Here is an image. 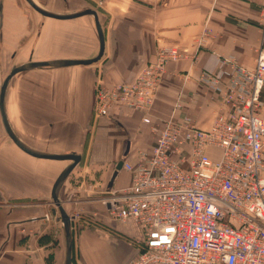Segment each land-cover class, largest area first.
Instances as JSON below:
<instances>
[{"label": "crops", "instance_id": "obj_1", "mask_svg": "<svg viewBox=\"0 0 264 264\" xmlns=\"http://www.w3.org/2000/svg\"><path fill=\"white\" fill-rule=\"evenodd\" d=\"M96 1L104 16L101 22L96 12L105 36L101 63L94 69H83L92 65L39 69L49 72L47 77L54 79L57 90L47 99L41 97L39 108L35 107L34 94L27 99L25 92L18 93L8 101L13 79L37 70L19 73L8 85L5 110L12 131L27 146L45 153L74 152L81 156L59 192L64 211L74 216L72 264H128L143 236L133 220L113 219L104 205L103 192L107 196L118 194L130 185V173L122 170L110 184L116 162L134 163L138 153H151L156 127L170 118L177 100L182 105L177 119L189 117L195 126L208 128L217 110L216 95L199 81V74L203 70L216 72L220 57H232L237 64L253 68L257 52L264 53V0ZM61 29L60 34L68 30L63 25ZM204 29L211 32L210 38L196 48L195 41ZM42 32L46 35L48 29ZM162 47L184 49L196 53V58L166 64L147 116L149 124L142 122L141 114L120 104L113 105L107 116L81 115V86L89 94L88 111L93 96L87 87L96 78L109 85L126 83L154 61ZM259 98L264 109V83ZM49 101L55 103L54 110L48 109ZM262 119L264 122V110ZM32 124L33 132L29 128ZM29 135L37 137L31 141ZM3 138L0 136V264H63L62 225L51 212L50 190L68 162L30 157ZM262 152L264 162V138ZM101 164L107 169L91 171ZM103 210L107 216L98 218L102 226L80 220L86 216L91 220L95 215L96 219ZM47 215L53 216L54 222L47 221Z\"/></svg>", "mask_w": 264, "mask_h": 264}, {"label": "built area", "instance_id": "obj_2", "mask_svg": "<svg viewBox=\"0 0 264 264\" xmlns=\"http://www.w3.org/2000/svg\"><path fill=\"white\" fill-rule=\"evenodd\" d=\"M187 56L162 47L130 81L114 88L98 82L95 117L120 104L149 124L165 65ZM219 64L216 72L199 74L216 95L208 128L177 119V100L170 118L156 127L151 153H138L134 163L123 160L129 187L103 199L113 219L133 220L142 232L128 264H264V53L250 69L232 57H220Z\"/></svg>", "mask_w": 264, "mask_h": 264}, {"label": "rangeland", "instance_id": "obj_3", "mask_svg": "<svg viewBox=\"0 0 264 264\" xmlns=\"http://www.w3.org/2000/svg\"><path fill=\"white\" fill-rule=\"evenodd\" d=\"M34 1L41 7L56 13H72L81 9L90 8L98 13L101 22L104 21L102 6L100 2L96 0ZM0 2L3 3V26L0 28V85L12 66L20 65L22 63L28 62L29 60L33 61V58L35 61H43L55 59L58 57L90 58L96 54L98 43L94 30L93 20L91 17H81L72 20L58 21L44 18L38 15L32 9L29 8V6L25 3L24 0H0ZM263 8L264 3L261 7L262 16ZM61 25L67 27L68 29L63 30L64 33L62 34H60V30H62ZM43 28L48 29V34L43 35ZM210 35L211 32L207 29L202 30L195 41L196 48L197 40L199 38H202L204 40L203 43L205 44V41L209 40ZM259 53L263 52L258 51L256 56ZM187 55L188 58L190 55L193 54L187 53ZM101 60L102 58L98 62L92 64V66L83 69H94L99 65V63H101ZM47 73L49 72H42V70H37L33 72H25L23 74H19L16 78L13 79L9 86L10 99L8 97V101L11 99L13 101L14 97L17 96L18 93L20 94L25 92L28 96L27 99H29L34 94L35 107L39 108V101L41 97L47 99V97L49 98L51 95H54V93L57 92V90H55L56 83L54 79L50 76L47 77ZM21 77L25 78L24 81L22 80L23 82H20V80L22 79ZM98 82L102 83L103 87L106 88H114L119 85L105 84L99 78H96L93 83H91V86L87 87L89 90L91 89L93 96L92 102H89L88 111L86 109V106L88 103L87 98L89 97V94L88 91L83 86H81L80 113L82 116H90L91 114L93 115L92 117L95 116V87L98 85ZM40 94L41 96L38 97V95ZM45 103L44 107L46 106ZM54 106L55 103L49 101L48 109L54 110ZM263 110L264 109L262 106L261 114ZM29 128L30 131L33 132L34 125L32 124ZM2 130V125L0 122V136H4L3 139L8 140ZM29 137H31V141H33L32 138L37 136L29 135ZM103 169H107V165H95V168H92L91 171H101ZM105 197H107L106 191L103 192V199H105ZM51 207L56 209L53 205ZM47 216V221L51 222L52 220L54 222L53 216ZM75 216L77 217L78 215L75 214ZM106 216L107 213L103 210L102 214L100 216L97 215L96 219H94L96 217L95 215L91 217L92 219L90 218L91 220H88L87 216L85 218L81 217L80 220H83L85 224L90 223L95 226H102V224L100 223L101 220L99 219H103Z\"/></svg>", "mask_w": 264, "mask_h": 264}, {"label": "water", "instance_id": "obj_4", "mask_svg": "<svg viewBox=\"0 0 264 264\" xmlns=\"http://www.w3.org/2000/svg\"><path fill=\"white\" fill-rule=\"evenodd\" d=\"M25 3L38 15L58 20V21H66L72 20L76 18H80L83 16L91 17L93 20V25L97 37V53L94 57L88 59H56V60H43V61H32L22 63L20 65L12 66L8 72V74L4 77L1 85H0V121L4 133L8 140L13 144L17 149H19L22 153L37 159L51 160V161H59V162H68L66 166L59 172L56 179L54 180L51 190L50 197L51 203L55 206L56 209H52V214L55 216L56 220L60 222L62 225V233L64 238V261L63 264H72V229L71 222L72 217L66 214L62 207V203L59 200V192L68 177V175L72 172V170L78 165L80 162L81 156L74 152L69 153H45L38 150H35L29 146H27L24 142H22L12 131L6 116L5 110V96L7 92L8 85L11 79L22 72L30 71V70H39V69H58L63 67H73V66H90L96 62H98L103 56L104 47H105V36L101 24L98 19V15L95 10L90 8L81 9L72 13H56L51 12L40 5H38L34 0H24ZM1 10L2 3L0 2V28H1ZM128 148L125 150L124 155L127 154ZM123 160L120 159L116 162L114 166V170L110 179V184L112 183L115 175L122 168ZM58 215L56 216V214Z\"/></svg>", "mask_w": 264, "mask_h": 264}, {"label": "bare ground", "instance_id": "obj_5", "mask_svg": "<svg viewBox=\"0 0 264 264\" xmlns=\"http://www.w3.org/2000/svg\"><path fill=\"white\" fill-rule=\"evenodd\" d=\"M1 16H2V10H1ZM51 60H56V59H51ZM72 224V223H71Z\"/></svg>", "mask_w": 264, "mask_h": 264}]
</instances>
